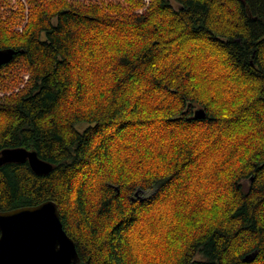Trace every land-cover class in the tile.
Segmentation results:
<instances>
[{"label":"trees","instance_id":"1","mask_svg":"<svg viewBox=\"0 0 264 264\" xmlns=\"http://www.w3.org/2000/svg\"><path fill=\"white\" fill-rule=\"evenodd\" d=\"M6 48L0 152L53 170L0 212L56 202L79 264H264V0H0Z\"/></svg>","mask_w":264,"mask_h":264},{"label":"water","instance_id":"2","mask_svg":"<svg viewBox=\"0 0 264 264\" xmlns=\"http://www.w3.org/2000/svg\"><path fill=\"white\" fill-rule=\"evenodd\" d=\"M19 51L0 49V70ZM197 120L207 118L203 108L194 111ZM28 163L37 175H48L53 165L39 158L36 151L7 148L0 152V167L9 163ZM139 190L136 196H140ZM0 264H79L74 240L65 232L59 207L54 201L0 212ZM255 255L245 260L251 262Z\"/></svg>","mask_w":264,"mask_h":264},{"label":"bare ground","instance_id":"3","mask_svg":"<svg viewBox=\"0 0 264 264\" xmlns=\"http://www.w3.org/2000/svg\"><path fill=\"white\" fill-rule=\"evenodd\" d=\"M187 4V3H186ZM197 5V4H196ZM202 5V4H201ZM192 6V5H191ZM200 6V5H199ZM242 6V5H241ZM201 9V8H200ZM211 9V8H210ZM242 10V9H241ZM208 11H209V9H208ZM242 12V11H241ZM207 14V13H206ZM253 14V13H252ZM256 15V14H255ZM254 16V15H253ZM263 16V15H262ZM259 17V16H258Z\"/></svg>","mask_w":264,"mask_h":264},{"label":"rangeland","instance_id":"4","mask_svg":"<svg viewBox=\"0 0 264 264\" xmlns=\"http://www.w3.org/2000/svg\"><path fill=\"white\" fill-rule=\"evenodd\" d=\"M197 109H198V108H195L194 111L197 110ZM245 184H246V183H245Z\"/></svg>","mask_w":264,"mask_h":264}]
</instances>
